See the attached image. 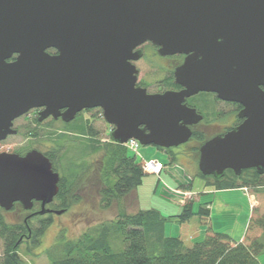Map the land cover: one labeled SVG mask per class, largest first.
<instances>
[{
	"label": "water",
	"instance_id": "obj_1",
	"mask_svg": "<svg viewBox=\"0 0 264 264\" xmlns=\"http://www.w3.org/2000/svg\"><path fill=\"white\" fill-rule=\"evenodd\" d=\"M149 42L161 56L185 55L175 71L182 91L149 95L136 86L132 62ZM260 85L264 0H0V142L33 109H43L41 121L52 115L69 122L84 109L101 108L117 144L135 139L178 147L202 119L186 100L213 92L243 103L246 120L200 146L199 171L215 178L251 168L264 174ZM59 180L38 150L1 153L0 207L9 211L20 202L31 210L38 200L45 208Z\"/></svg>",
	"mask_w": 264,
	"mask_h": 264
},
{
	"label": "trees",
	"instance_id": "obj_2",
	"mask_svg": "<svg viewBox=\"0 0 264 264\" xmlns=\"http://www.w3.org/2000/svg\"><path fill=\"white\" fill-rule=\"evenodd\" d=\"M57 54V50H47ZM101 115L102 111L98 112ZM95 117L100 118L98 114ZM97 135L94 151H104L102 160L103 188L100 191V206L110 209L120 200L132 194L142 184L146 175L143 164L136 156L130 154L126 146L115 142L102 147L100 134L103 123L89 128ZM205 141L200 142L203 144ZM170 152V151H168ZM195 152L199 155V149ZM59 156L61 153L54 152ZM55 159V156L52 155ZM172 155L170 164L176 163ZM207 187L216 190H227L248 187L251 192L264 201V175L255 170H244L240 175L228 170L221 178L204 176L198 171ZM182 189L189 191L188 187ZM63 186L59 191V198L64 196ZM56 208L68 210L70 204L59 203ZM198 216L203 224L208 226L207 234L202 242L188 247L181 237H168L165 234V224L168 218L177 220L180 225L188 224ZM50 219L38 221L30 227L33 230L31 245L38 247L42 238L51 225ZM27 233L23 223L9 224L0 218V241L2 253L0 264H23L19 249L24 243L23 234ZM31 250V248L28 249ZM51 264H258L259 256L264 253V203L253 209L245 237L242 242H236L225 232L212 230L210 226V210L201 205L194 210L193 200H187L178 215L164 217L159 211L141 210L129 214L121 211L116 219L101 223L85 231L78 239L69 240L63 235L56 243L45 250Z\"/></svg>",
	"mask_w": 264,
	"mask_h": 264
},
{
	"label": "rangeland",
	"instance_id": "obj_3",
	"mask_svg": "<svg viewBox=\"0 0 264 264\" xmlns=\"http://www.w3.org/2000/svg\"><path fill=\"white\" fill-rule=\"evenodd\" d=\"M149 46L150 45L147 44L143 47H145L144 49H148ZM145 61L147 60H141L138 63L141 69L140 79H143V81L145 82L152 83L154 82V80L161 78L162 76L159 75L161 73L159 70V64L161 62L159 64H154L157 69H155L154 72H151ZM162 63L165 64V62ZM201 96L202 95H198L195 96V98H199ZM96 114H98V116L100 115L99 113ZM33 116L34 114L31 115V118H33ZM44 129L48 133L47 139L49 138V142L46 138H44L41 143L40 141L35 139L34 136L29 137L25 135H15L10 136L6 141L3 142L2 149L5 151L16 153H24L26 152V150H30L32 148L46 151L47 149H49V147L52 146V133H55L58 130L54 129L53 127L51 130H47L46 127ZM50 132L51 134H49ZM66 136L69 137L70 135ZM77 150H75L74 147L69 148L68 157H72L71 153H75V151L77 152ZM186 152L187 151L182 152V149L177 147H173L170 149V152H167L153 145H140V148L137 152H130V154L136 156V159L139 163L150 160L159 161L162 165H164V170L162 174L160 173L161 175L147 173L143 178L142 184L139 185L137 189L132 192V194L121 197L120 200L116 201L113 207L106 210L102 209L100 206V191L103 188L101 167L104 151H94L92 149V153H89L88 155L86 154V158L84 159V161L81 160L83 156H81L79 152H77V155L75 154L77 159L71 160H75V164L80 163L83 166H92V169H94V172H97V174L93 173L95 175H93L90 180H86L78 184L77 192L81 194V196L83 197V201L76 204H70V208L65 214L52 217L51 225L47 228L42 238L41 245L32 248L33 246L28 241L24 242L21 245L19 252L21 257L23 258V264H51L45 253V250L53 246L59 236L64 234L66 239H78L88 229L95 227L101 223L110 222L116 219L117 215L121 211L132 214L136 213L138 209H154L160 211V213L164 217L174 215V213H176L177 211V207H175V203L178 202L177 197H179V195H181V192L184 191L181 188L183 185H186L191 181L188 176H190L193 180L192 189L194 190V192H196L197 198L202 199L201 203H204L206 201L208 203H211L210 205L214 204L215 208L220 209L219 213L225 212L227 208L224 206H220L219 201V199L225 193L215 194L217 192L215 189L206 188L204 181L201 178L197 177L199 171V156L194 151L195 153L190 152V157H188V154ZM75 155H73V158H75ZM172 155L177 160L173 165L170 164ZM204 191L207 192L202 194ZM232 194H234L235 197L238 198V196L236 195L238 193ZM243 198H245V200H248L246 195H244ZM259 199V204H263L264 201L262 200L261 202V200ZM187 200L188 198L185 201ZM199 207L200 203L196 202V210H198ZM247 209L248 208H246L245 210ZM237 212L238 209L229 210V218L225 215L219 216L217 213H215L213 221L215 226L214 228H216L217 231L220 230V232H226L236 241H240L245 237L248 221L246 217L241 216L240 218H237ZM232 215H234L233 218ZM25 216L26 214L24 213V210L18 206L12 208L9 211L0 208V218L9 224L23 223ZM48 217L51 218V216H46L44 217V219ZM231 219H237L239 221L238 223H234V221ZM166 222V236L181 237L182 239H184V242L188 247H192L195 243L202 241L205 237L201 236V238L192 239L193 235L187 234V231H185L186 229L184 230V227L180 225L179 222L173 221L172 218H168ZM199 234L202 235V232H199ZM203 235L206 234L204 233ZM2 245L3 243L0 241V254L2 253ZM29 248H31V250H29L28 252ZM258 260V264H264V253L259 256Z\"/></svg>",
	"mask_w": 264,
	"mask_h": 264
},
{
	"label": "flooded vegetation",
	"instance_id": "obj_4",
	"mask_svg": "<svg viewBox=\"0 0 264 264\" xmlns=\"http://www.w3.org/2000/svg\"><path fill=\"white\" fill-rule=\"evenodd\" d=\"M147 44L150 45L149 48L144 49L145 47L143 46ZM144 45L140 48L143 52L142 57L139 60L132 62L139 71L136 86L146 89V92L149 95H159L170 91H182L184 87L176 83L175 71L184 63L185 55L161 56L158 53L159 48L157 46H154L150 42ZM145 59L147 60L145 61V63L147 64L151 72H154L155 69H157L154 64H159L161 62L159 64V70L161 72L159 75H161L162 77L154 80V82L152 83H148L143 81V79H140L141 69L138 63L141 60ZM162 62H165V64H163ZM259 88L264 93V85H260ZM198 95L202 96L199 98H195V96ZM185 104L188 107L195 109L197 113L202 116L201 120L189 126L191 130V138L189 139V141L177 147L181 148L182 152L187 151L186 153L188 154V157H190V152L192 153L196 148H200V146L202 145L200 144V142L207 141L218 135H224L228 131L240 126L246 120V117L243 115L246 107L243 103H241L240 101H229L226 99H222L213 92H200L197 95L189 97L186 100ZM42 110L43 109H33L27 114L15 119L13 122V128L17 131L15 135H25L29 137L34 136V138L41 143L44 138L47 139L48 137V133L44 129L45 127L47 130H51L52 127L54 129H57V132L52 133L51 137L53 138V143L52 146L49 147V149H47L46 151H41L37 148H32L30 150H26V152L24 153H16L3 150V142L6 141L10 136L15 135H10L7 137V139L0 142V154L14 153L24 156L32 150H38L42 152L51 161L54 172L59 174V191L61 189V186H63V189L65 191L64 196H62L61 198H59L58 191L57 195L49 204L45 206V208L42 207L43 201L38 200L33 201V208L31 210H25L20 202L14 204L13 208L17 206L21 207L26 214L23 222L26 225L27 233L22 235L21 241H28L30 243L33 234V230L30 227V224L35 225V223H37L38 221L45 220L44 217L46 216H51V218L48 217L46 219H50L52 221L53 216L65 214L68 210H65V212L62 214L56 213L57 211H61L60 209L56 208V205L59 203L63 202L66 204H76L83 201V197L79 192H77L78 184L80 182L90 180L92 176L95 175L93 173L97 174V172H94V169H92V166L87 167L85 165L83 166L80 163L75 164V160H71L77 159L76 155L77 152H79V154L83 156L81 160L84 161V159L86 158V154L88 155L89 153H92L93 147L98 145L96 143L97 135H94L93 131L89 129L90 126L95 124L97 125L99 121L103 123V132L99 135L100 137L98 138L100 139V145L102 147L114 142L113 132L115 130V126L105 120L103 116V110L101 108L84 109L79 112L73 120L69 122H66L62 116L55 118L52 115L41 121L40 112ZM66 110L67 109H62L60 113L63 114ZM99 110H101L102 113L101 117L97 118L94 116V114ZM33 114L34 116L33 118H31V115ZM49 134H51V132ZM66 135L70 136L68 137ZM47 141L49 142V138L47 139ZM71 147H74L75 150H78L77 152L75 151V153L72 152V155L70 154L72 157H68V151ZM158 148L167 152L171 149H164L161 147ZM58 151L61 153L59 156H57V154H54V152L56 153ZM52 155L55 156V159L52 158ZM73 155H75V158H73ZM250 170L257 171L256 168H251ZM44 210H48L49 212L41 214V212Z\"/></svg>",
	"mask_w": 264,
	"mask_h": 264
},
{
	"label": "crops",
	"instance_id": "obj_5",
	"mask_svg": "<svg viewBox=\"0 0 264 264\" xmlns=\"http://www.w3.org/2000/svg\"><path fill=\"white\" fill-rule=\"evenodd\" d=\"M188 178L191 180L190 183H188L186 185H183V186L188 187L189 188L188 189L189 191L183 189L184 191L182 190L183 192H181V195H179V197H177L178 198V202L175 203V207H177V211H176V213H174V215H178L180 213V211L182 210L183 205L186 202L185 200L188 198V200H193V202H194V210L195 211H198L195 208L196 202H199L200 203V206L201 205H206V207L210 210V226H211L212 230H214V231L216 230V228H214L215 226H214V221H213V218L215 217V213H217L219 216L225 215L226 217L229 218L230 215H229L228 212L231 209H238V212H237L238 215L236 217L237 218H240L241 216L242 217H246L247 218V221L249 223V220H250V218L252 216V213H253V209L259 204V201H258L259 198L257 199L256 194L255 193L253 194L251 192V190H249V192H247L244 189L245 187L234 188V189H227V190H216L213 187H207L206 184H205L206 188L215 189L217 191L215 194H217V193L218 194L219 193H222V194L225 193L219 199V201H220V206H224L227 209L225 210V212L219 213L220 212V209L215 208V205L214 204L213 205H210L211 203H208L206 201L204 203H201L202 202V199L197 198L196 192H194V190L192 189L193 188V183H192L193 180L191 179L190 176H188ZM206 192L207 191H204L202 194H204ZM209 193H210V191H209ZM232 193H235V194L238 193V194H236L238 196V198H236L235 195L232 194ZM244 195L247 196L248 200L247 199L245 200V198H243ZM231 206H233V207H231ZM229 207H231V208H229ZM246 208H248V209L245 210ZM174 215H170V216H174ZM167 217H169V216H167ZM197 217L198 216H195L188 224H186V225L183 226L184 227V230L186 229L185 231H187V234H192L193 235V238L192 239L201 238V236H205L206 237V235H203V234L204 233L207 234L208 226L206 224H203L201 222V220L199 219V217L198 218ZM233 217H234V215H232V218ZM231 220H233L234 223H238V221H239L237 219H231ZM173 221L178 222L177 220H174V219H173ZM165 231H166V224H165ZM199 232H202V235H200ZM218 232H220V230H218ZM205 237H204V239H205ZM233 240L236 241L235 239H233ZM183 241H184V239H183ZM202 241H199V242H202ZM242 241L243 240L241 239L240 241H236V242H242Z\"/></svg>",
	"mask_w": 264,
	"mask_h": 264
},
{
	"label": "built area",
	"instance_id": "obj_6",
	"mask_svg": "<svg viewBox=\"0 0 264 264\" xmlns=\"http://www.w3.org/2000/svg\"><path fill=\"white\" fill-rule=\"evenodd\" d=\"M126 145L132 152H137L140 148V143L134 139L130 140ZM163 168L164 166L157 160L145 161L143 164V170L146 173L159 175L162 172ZM245 190L248 191V189Z\"/></svg>",
	"mask_w": 264,
	"mask_h": 264
}]
</instances>
